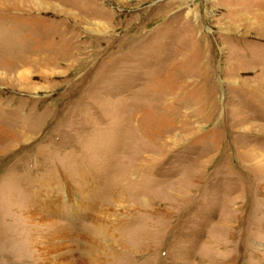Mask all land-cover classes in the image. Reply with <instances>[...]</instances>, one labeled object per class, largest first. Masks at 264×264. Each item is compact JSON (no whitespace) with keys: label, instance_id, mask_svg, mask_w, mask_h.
<instances>
[{"label":"rangeland","instance_id":"374dc122","mask_svg":"<svg viewBox=\"0 0 264 264\" xmlns=\"http://www.w3.org/2000/svg\"><path fill=\"white\" fill-rule=\"evenodd\" d=\"M0 264H264V0H0Z\"/></svg>","mask_w":264,"mask_h":264}]
</instances>
